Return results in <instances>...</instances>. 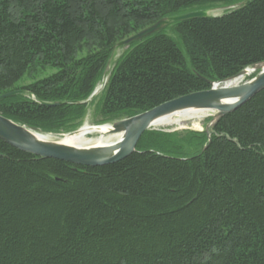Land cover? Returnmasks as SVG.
Segmentation results:
<instances>
[{"label": "trees", "instance_id": "trees-1", "mask_svg": "<svg viewBox=\"0 0 264 264\" xmlns=\"http://www.w3.org/2000/svg\"><path fill=\"white\" fill-rule=\"evenodd\" d=\"M244 1L0 0V97L20 92L0 99V115L43 134L76 131L117 44L220 6L130 44L97 113L115 122L206 91L264 62V0ZM0 264H264V89L209 137L149 130L103 167L0 141Z\"/></svg>", "mask_w": 264, "mask_h": 264}, {"label": "water", "instance_id": "water-1", "mask_svg": "<svg viewBox=\"0 0 264 264\" xmlns=\"http://www.w3.org/2000/svg\"><path fill=\"white\" fill-rule=\"evenodd\" d=\"M248 2L249 0H245L240 5H246ZM209 11L210 10L194 11L160 20L121 41L117 45L127 47L132 43L141 41L142 39L161 31L172 23L209 17ZM245 75L253 77L240 85H227L228 82L230 83L235 81ZM107 79L108 74L105 69L101 79L102 89L104 88ZM263 89L264 62L250 67V70L245 69L236 76L223 82L210 83V89L206 91L192 93L176 98L133 117L116 121L110 126L105 125L109 126V130L106 132V138H114L120 135L118 140H114L112 143L105 146L87 148H74L66 146L59 141H50V137L52 136L51 134L40 133L35 129L17 124L1 115L0 141L16 150L37 158L57 160L75 166L92 168L103 167L122 161L134 153L140 137L146 131L152 130L154 122L162 117L188 109L210 111L215 113L213 119L210 121L211 123L209 128L211 129L220 118L235 111ZM19 93L20 92H11L1 96L0 99L11 97ZM96 93L97 89L84 103H89L95 97ZM44 105L54 107L59 106L60 103ZM77 130L59 136L64 137L72 135L79 131ZM205 134L209 137V130H205Z\"/></svg>", "mask_w": 264, "mask_h": 264}, {"label": "rangeland", "instance_id": "rangeland-1", "mask_svg": "<svg viewBox=\"0 0 264 264\" xmlns=\"http://www.w3.org/2000/svg\"><path fill=\"white\" fill-rule=\"evenodd\" d=\"M207 8L206 6H198V7H193L190 9L186 10V13H190V12H194V11H201V9ZM210 10L209 11V16H213V17H217L220 16L222 14H224L228 9L220 7V6H216L215 8H210L207 9ZM167 33L169 35H171V30H167ZM128 46H115L113 53L110 57V59L108 60L107 66H106V70H107V74L108 77L110 75L111 70L113 69L114 65L116 64V62L119 60V58L125 53V51L127 50ZM51 74V72H49ZM253 76H246V78L240 83L243 84L245 82H247L248 80H250ZM102 79V78H101ZM98 87H100V89H98ZM97 89V93L95 95V99L93 98L89 103H87V108H86V113L85 116L81 119V125L79 127L78 130H80L81 128H83L84 126H88V127H99V126H105V125H111L112 122H102V117L97 113V108H98V103L97 100L100 97V93L103 90L102 89V85H101V81L99 84H97V86H95L94 91ZM93 91V92H94ZM92 92V93H93ZM92 95V94H91ZM207 118H204L200 121L197 122H193L194 125H197V128H193V124L192 122H185L183 124L182 127H166V128H154L151 131H156V132H163V133H185V132H205V130H210L209 126H210V121L213 119V116L215 115V113H213V115L210 113ZM116 122V121H115ZM77 130V131H78ZM60 136L58 135H52L50 137V141H58L61 138H59ZM95 137V135H90L87 136L86 139H91ZM63 138V137H62ZM114 141V140H112Z\"/></svg>", "mask_w": 264, "mask_h": 264}, {"label": "bare ground", "instance_id": "bare-ground-1", "mask_svg": "<svg viewBox=\"0 0 264 264\" xmlns=\"http://www.w3.org/2000/svg\"><path fill=\"white\" fill-rule=\"evenodd\" d=\"M247 70H250V68H247ZM247 76V75H245ZM242 76L238 78L235 81L228 82V86H235L239 85L238 83H241V80L245 77ZM100 89V87H98ZM213 115V112L210 111H203V110H195V109H188L183 111H178L173 114L167 115L165 117H162L154 122L153 129L154 128H166V127H182L185 122H192L193 128H197V125H194L193 122L200 121L204 118H207L208 116H211L209 114ZM109 130V126H102L99 128L95 127H88L84 126L81 130H79L77 133L59 137L61 138L58 140L60 143L74 147V148H87V147H101L108 145L112 143V140H118L120 138V135L116 137H109L106 138V132ZM95 135V137L91 139H86L87 136ZM44 139V138H43ZM49 139V138H48Z\"/></svg>", "mask_w": 264, "mask_h": 264}, {"label": "built area", "instance_id": "built-area-1", "mask_svg": "<svg viewBox=\"0 0 264 264\" xmlns=\"http://www.w3.org/2000/svg\"><path fill=\"white\" fill-rule=\"evenodd\" d=\"M244 80V78L241 80V82Z\"/></svg>", "mask_w": 264, "mask_h": 264}]
</instances>
